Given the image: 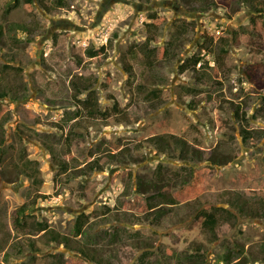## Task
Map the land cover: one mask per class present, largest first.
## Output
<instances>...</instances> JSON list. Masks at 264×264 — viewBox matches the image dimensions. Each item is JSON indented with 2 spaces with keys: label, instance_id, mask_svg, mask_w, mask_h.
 <instances>
[{
  "label": "rangeland",
  "instance_id": "rangeland-1",
  "mask_svg": "<svg viewBox=\"0 0 264 264\" xmlns=\"http://www.w3.org/2000/svg\"><path fill=\"white\" fill-rule=\"evenodd\" d=\"M42 1L19 0L7 12L15 0H0V86L17 88L0 98V137H5L0 153V264H96L64 242L48 240L35 221L70 236L73 244L101 245L113 264H175L186 261L188 250L197 245L206 264H226L221 255L227 247L235 252L232 262L241 258L264 264V217H246L233 208L238 219L220 224L217 238L196 218L204 206L229 207L228 200L237 194L257 202L256 192L264 190V33L251 29L249 3L212 0L203 10L198 0ZM154 12L165 21L151 45L172 39L176 55L166 60L155 54L150 68L136 45L145 40V23ZM12 24L25 25L28 31L17 28L13 38ZM175 34L182 36L173 38ZM104 43L106 54L87 55L88 47ZM197 53L207 62L199 67L205 76L190 67L180 71V64ZM76 74L95 78L100 106L108 111L105 118L82 112L79 120H65L78 107L70 83ZM139 84L159 88L163 102L154 105ZM186 86L199 89L191 94L194 107L186 102ZM114 101L131 121L120 119L122 113L112 109ZM238 102L247 123L235 116L232 104ZM76 122L79 126H73ZM241 124L263 135L255 142L244 140ZM170 134L200 149L202 158L182 159L178 150L158 152L156 137ZM44 141L52 144L53 152ZM116 143L129 147L131 155L111 160L103 151L116 153ZM216 149L229 160L211 165L206 159ZM90 152L101 155V169L88 170ZM22 154L38 161L42 182L37 187L18 169ZM59 158L68 161L67 170L61 169ZM159 163L175 178L173 184L187 166L198 170L204 182L199 194L180 192L178 182L170 186L176 203L158 200L171 210L154 218L145 207L154 189L147 184L138 190L137 180L155 182ZM37 193L49 196L39 197L26 222L17 224V208ZM81 212L89 214L83 237L73 235L74 218ZM144 251L148 254L143 258Z\"/></svg>",
  "mask_w": 264,
  "mask_h": 264
},
{
  "label": "trees",
  "instance_id": "trees-1",
  "mask_svg": "<svg viewBox=\"0 0 264 264\" xmlns=\"http://www.w3.org/2000/svg\"><path fill=\"white\" fill-rule=\"evenodd\" d=\"M40 3H42V0H39ZM200 2V6L204 9L210 4H212V0H198ZM249 3V6L251 7V15L249 16V24L252 30L255 31H262L264 33V0H242ZM19 0H15V2L7 8V12L11 10V7H15L18 4ZM26 3L30 4L33 2V0H25ZM59 4H63L62 0H58ZM46 9L49 10L51 7L46 6ZM149 21L145 23L146 29H147V35L143 43L136 45V48H138L144 56V62L148 64V66L151 68L155 64V54H160L162 59H169L171 56L176 55V48H175V41L170 40L164 45H154L152 46L151 43L157 42L156 33L159 26L165 21V17L163 15H157L154 13H149ZM27 30L28 28L25 25H10L9 31L11 36L14 38L16 30ZM150 30V31H149ZM153 30V31H152ZM3 32L2 25L0 24V34ZM178 35L175 34L173 38H177ZM135 46V45H134ZM132 47V46H131ZM106 48L107 43H104L100 45L99 47L92 46L88 47L86 49L87 55L91 58H96L98 56H102V54H106ZM136 50L134 47H132L131 52H135ZM219 51L221 53L226 52V48L219 47ZM203 56L199 53L192 54L191 56L187 57L179 66L180 71H184L188 69L189 67L197 74L201 73V77L205 76V71H199V67L205 68L204 65H207V62L202 63ZM217 60L220 62V58L217 57ZM78 62H81V60H78ZM6 67L12 68L13 65H6ZM126 70L129 72L131 71V66L127 65L125 63ZM252 76V75H251ZM95 82V78H92L90 75H74L71 80V86L74 90V101L78 104L77 109L71 114L67 112L65 120H71L74 118H78V120L82 117V112H84L87 116H90L91 118H95L98 116H101L102 118H105L108 114L107 110H102L99 102V98L97 96L96 90L93 87ZM138 88L141 90H145V96H147V99L151 100L154 105L161 104L163 102L161 98V90L159 88H151L148 89L144 84H139ZM17 88L12 84H4L0 86V98L6 97L9 92H16ZM199 89L197 87L193 86H186L185 92H186V102L189 106L194 107L195 106V100L193 98V93L198 92ZM84 96L82 97V94ZM235 116L237 119L241 120L242 122L248 121L246 117V111L242 109V104L240 102L232 104ZM112 109L114 111L122 113L120 114V119L123 120H129L130 118H127L126 113L122 112L121 109L118 107L117 101H114ZM80 122H76L73 124V126H79ZM58 126L61 128L63 127L62 122L57 123ZM241 132L243 134V139L246 140L249 138L251 142H255V138L262 136L263 132L261 131H255V134H252V129L247 128L246 126L242 127L241 124ZM71 135L72 130L67 135V153H70L71 149ZM221 137V134H219ZM171 139H173V142L171 143ZM5 137H0V153L3 154V149L1 148V144L4 142ZM157 142V149L158 152H165L169 150H178V155L182 159H201L202 158V152L200 149L195 148L194 146L190 145L186 139H183L179 136L174 135H159L156 137ZM47 148L50 149V151H54L53 146L51 143H48L47 141H44ZM115 148H118L119 150L116 153H112L110 150H107L105 148L104 154H107L111 160L113 159H122L127 156L131 155V152L129 150V147H120L118 143L113 145ZM56 156V155H55ZM101 156V155H100ZM100 156H92V153L90 152L88 154V159H90L87 163L88 170H96L101 169L102 166L99 164ZM92 158V159H91ZM211 165H217V164H224L229 159L224 151L215 150L214 152L210 153L207 156V159ZM58 163L62 170H67L70 166L67 160L58 159ZM18 169L20 172L31 178L32 184L36 185V187L42 182L41 177H39L40 170H39V164L38 161L26 158L25 156L20 157V160L17 163ZM156 178L155 182L150 181H144L143 179L139 178L137 180L138 190L143 191L145 190L147 184L148 188L154 189L153 192H151L147 197L146 200L149 201V203H146L145 207L147 210L150 211V214L153 215L154 218H158L162 216L164 213L171 210V207H165V205H158V200L165 201L167 203H176V199L173 196L170 191H168V188L170 186H175V183H179L181 186L180 192H183L184 189H186L188 192H192L195 194H199L202 191L203 188V178L199 176L198 170L194 169L192 166H187L184 168H187L184 176L182 174H177L178 181L174 184L172 183L173 176H168L165 174L164 167L161 163L157 165L156 167ZM87 170V169H83ZM88 171V172H89ZM146 183V184H145ZM258 197V201H251L249 198L245 197L242 194H237V197L235 199H229V207L227 206H219V205H213L209 207H203L201 210H197L196 218H199L201 220L202 228L208 232L211 233L213 238H217V227L222 223H228L232 221V219H238V213H236L233 208H236L240 215H244L246 217H264V190L260 189L256 192ZM49 194L44 193H37L30 201L24 202L21 204L16 212L17 215L15 217V221L19 225H23L26 222V217L30 214L28 213V210H30V206L34 205L38 198H47ZM255 203V204H254ZM89 222V214H86L84 212H81L77 214L73 221V235L83 237L86 233V224ZM235 222V221H234ZM35 227H37V230H44V234L47 235V239L50 241H55L57 243L64 242L66 246L69 248L75 250L76 252L80 253V255L86 257L87 259L95 262L96 264H113L111 259L104 256V249L101 247V245H97L95 243H89L84 242L80 243L77 241V244H73L71 242L70 236L66 234H62L59 231L53 229L50 227L45 221H35ZM36 229V228H35ZM112 236H116V232L111 233ZM29 245L31 248H35L34 241H29ZM261 249L263 252L262 258L264 260V241L261 244ZM242 251L240 250L239 253ZM148 254V251L143 252V258ZM234 250L231 247H227L225 253L221 255V260H223L226 264H248L247 261H243L241 258L238 259L235 262H232V259L234 257ZM73 260H78V257H71ZM185 260L181 259L178 260L175 264H206L207 259L205 257L204 252H200V246H193L192 249L188 250V253L185 255Z\"/></svg>",
  "mask_w": 264,
  "mask_h": 264
},
{
  "label": "flooded vegetation",
  "instance_id": "flooded-vegetation-1",
  "mask_svg": "<svg viewBox=\"0 0 264 264\" xmlns=\"http://www.w3.org/2000/svg\"><path fill=\"white\" fill-rule=\"evenodd\" d=\"M79 214V213H78Z\"/></svg>",
  "mask_w": 264,
  "mask_h": 264
}]
</instances>
